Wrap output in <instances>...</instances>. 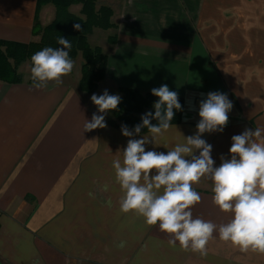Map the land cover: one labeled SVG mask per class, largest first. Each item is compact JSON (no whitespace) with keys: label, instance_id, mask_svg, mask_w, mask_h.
Returning <instances> with one entry per match:
<instances>
[{"label":"crops","instance_id":"obj_1","mask_svg":"<svg viewBox=\"0 0 264 264\" xmlns=\"http://www.w3.org/2000/svg\"><path fill=\"white\" fill-rule=\"evenodd\" d=\"M104 2L114 23L106 33L116 40L97 41L107 56L97 95L167 84L184 101L181 121L146 150L167 153L193 135L209 92L233 104L224 131L202 136L214 167L221 155L230 159L233 135L264 128V0ZM35 9L36 0H0V39L32 41ZM74 75L41 88L0 81V264H264V253L241 252L218 230L201 255L122 212L113 161L122 160L129 138L110 124V112L106 128L84 132L97 108ZM142 135L148 131L134 138ZM193 187L201 196L194 219H231L213 203L211 180Z\"/></svg>","mask_w":264,"mask_h":264},{"label":"clouds","instance_id":"obj_2","mask_svg":"<svg viewBox=\"0 0 264 264\" xmlns=\"http://www.w3.org/2000/svg\"><path fill=\"white\" fill-rule=\"evenodd\" d=\"M131 2V0H129ZM81 31L80 24H74ZM62 47H44L31 56V76L36 88L46 87L48 82L62 83V77L70 74L74 61L69 57L70 41L59 37ZM158 97L152 111L141 116V123L132 130L121 126L122 135L128 137L122 149V160L113 161L115 179L123 193L120 199L122 212L134 211L149 226L169 234L173 246L191 249L206 255V245L218 230L219 238L231 242L241 252L264 253V128H246L231 137L230 159L221 155V163L214 167L213 146L202 138L205 133H222L229 122L228 113L233 104L221 92H209L199 104V121L193 135L184 136L167 153L146 150L158 136L171 128L177 111H183L178 93L167 84L151 89ZM91 102L96 106L91 120H86L84 132L107 127L105 116L117 110L121 102L119 94H93ZM152 120L157 123L153 124ZM147 129L148 135H141ZM198 152V154H197ZM202 179L212 182L213 203L225 213H231L227 223L216 225L210 221L193 218L192 207L201 201L193 185Z\"/></svg>","mask_w":264,"mask_h":264},{"label":"trees","instance_id":"obj_3","mask_svg":"<svg viewBox=\"0 0 264 264\" xmlns=\"http://www.w3.org/2000/svg\"><path fill=\"white\" fill-rule=\"evenodd\" d=\"M43 3H51L54 6L53 20L43 28L38 23L39 8ZM80 5L78 12H73L71 6ZM113 14L112 6L104 0H36V9L31 29L32 35H40L39 40L29 42H17L0 39V81L5 83L22 82L18 73V65L25 60L31 63V56L44 47H62L57 41L59 37L66 38L72 44L69 57L72 59L80 53V78L77 87L80 91L94 93L99 81L105 78L106 54L99 46H91L88 35L93 29L107 30L114 27L111 22ZM74 24H80L82 30L76 31ZM114 35L108 36L109 42H114ZM122 96L117 110L110 112V124L127 125L130 130L141 123V116L149 111L154 114L153 104L158 97L151 93L141 94L136 90L120 89ZM179 102L184 111V101L179 97ZM183 111H177L171 124L178 123L182 119ZM156 124V120H152ZM147 129H142L146 132ZM141 132V133H142Z\"/></svg>","mask_w":264,"mask_h":264},{"label":"rangeland","instance_id":"obj_4","mask_svg":"<svg viewBox=\"0 0 264 264\" xmlns=\"http://www.w3.org/2000/svg\"><path fill=\"white\" fill-rule=\"evenodd\" d=\"M79 8H80V5L71 6L72 10H78ZM53 18H54V6L51 3H43L40 6V8H39L38 23L43 28L44 26L48 25L53 20ZM111 22L113 23L112 16H111ZM111 28H113V27H111ZM111 28H109V29H111ZM107 30L93 29V31L88 35L89 44L91 46H99L101 48V50H102V47L100 45H98L97 41H99L100 39L104 40V38H107V40H108V36H112L113 35V34L108 35L106 33V32H108ZM33 36L35 38L32 41L36 42V41L39 40L40 35H38V34L34 35L33 34ZM72 60L74 61V68H73L72 72H73V75H74V73H75L76 76L78 74V78L76 79L77 80V84H78V80L80 78V65H81V62H82L80 53H78V55L76 57L72 58ZM31 67H32V65L30 64L29 60L22 61L18 65L17 71H18V73L21 74L22 81H24V80L33 81L32 80V76H31ZM75 75H74V78H75ZM102 80H104V79H102ZM101 81L98 82L97 89H96V91L94 93L83 92V94H88V95L97 94L99 92L98 91V86H99V83ZM77 84H76V86H77ZM77 89H78V87H77ZM80 92H82V91H80ZM116 94H119L120 97L122 96L121 91H118Z\"/></svg>","mask_w":264,"mask_h":264}]
</instances>
